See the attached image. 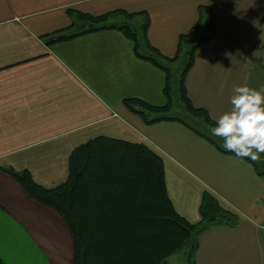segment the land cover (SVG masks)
Listing matches in <instances>:
<instances>
[{"label":"crops","instance_id":"0c3cea01","mask_svg":"<svg viewBox=\"0 0 264 264\" xmlns=\"http://www.w3.org/2000/svg\"><path fill=\"white\" fill-rule=\"evenodd\" d=\"M69 10L114 14L107 22L128 25L145 55L153 54L144 42L147 13L151 46L177 57L165 62L171 72L213 19L216 34L195 50L185 78L193 106L213 119L231 109L234 86H264V0H0V260L74 264L64 218L4 169L29 171L52 188L67 179L73 149L105 136L147 144L163 157L169 197L189 222L201 220L207 191L237 213L236 224L198 234L193 264H264V161L225 153L180 120L147 123L128 109L126 98L168 105L166 71L138 56L134 39L118 28L49 44L47 35L72 25ZM196 26L179 52L180 37Z\"/></svg>","mask_w":264,"mask_h":264},{"label":"trees","instance_id":"16d2710c","mask_svg":"<svg viewBox=\"0 0 264 264\" xmlns=\"http://www.w3.org/2000/svg\"><path fill=\"white\" fill-rule=\"evenodd\" d=\"M68 12L72 25L47 35L49 44L103 29L125 31L134 39L138 56L164 69L168 76L165 88L168 105L159 107L139 98H126V107L147 123L163 119L180 120L221 151L234 154L181 117L160 114L172 105V72L165 62L174 61L177 57H165L151 46L147 38L150 23L147 13H143L144 42L153 54L145 55L139 53L138 35L128 25L107 22L114 14L94 16L73 10ZM197 29L198 26L189 35L180 37L179 52L185 40L193 37ZM208 31L209 34L189 51L190 60L181 73L180 90L188 109L215 127L216 121L207 110L193 106L185 86L195 50L216 34L213 19L208 24ZM156 113L159 116L151 117ZM4 170L22 185L32 199L53 208L64 218L74 238V264H163L169 256L184 248L188 251L187 264H193L199 246L198 234L218 222L233 225L238 221L237 213L223 207L208 191L203 196L198 223H191L180 215L167 191L164 159L144 143L105 136L82 143L71 152L67 179L52 188L37 183L29 171ZM263 173L264 169L260 170V174ZM0 264L4 262L0 260Z\"/></svg>","mask_w":264,"mask_h":264},{"label":"clouds","instance_id":"9594fccd","mask_svg":"<svg viewBox=\"0 0 264 264\" xmlns=\"http://www.w3.org/2000/svg\"><path fill=\"white\" fill-rule=\"evenodd\" d=\"M251 75L249 70L245 80ZM232 93L231 109L214 117L216 126L211 128V134L221 138L222 147L236 157L260 162L264 154V86L257 89L245 83L234 86Z\"/></svg>","mask_w":264,"mask_h":264},{"label":"rangeland","instance_id":"374dc122","mask_svg":"<svg viewBox=\"0 0 264 264\" xmlns=\"http://www.w3.org/2000/svg\"><path fill=\"white\" fill-rule=\"evenodd\" d=\"M203 33L204 32L197 35V38H195L193 42H197V40H199L203 36ZM190 47H187L186 45L183 52L181 53L180 58L177 61H175V63L170 64L172 68V73H171L172 81H171V88H170L172 105L169 110L162 112L160 114L165 115V116H175V117L183 118L189 124H191L195 128H198L200 131H202L203 133L213 138L219 144V146L222 147L223 140L211 134L212 126L208 124L204 120L203 117L194 115L191 111H189L187 104L184 102L182 98V93L180 90L181 73L185 69L190 59L189 54H188ZM263 161H264V154H261L260 162H255V163L258 164L259 166L260 165L262 166ZM185 251H187V248H184L177 254L172 255V257L169 256L168 260L166 259L164 263L166 264L168 261V264H184V261L186 259Z\"/></svg>","mask_w":264,"mask_h":264}]
</instances>
